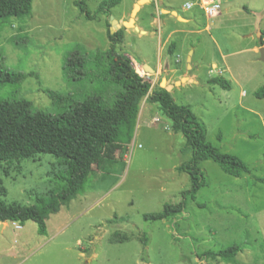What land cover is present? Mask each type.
Listing matches in <instances>:
<instances>
[{"label": "rangeland", "instance_id": "374dc122", "mask_svg": "<svg viewBox=\"0 0 264 264\" xmlns=\"http://www.w3.org/2000/svg\"><path fill=\"white\" fill-rule=\"evenodd\" d=\"M79 1L32 0L31 16L0 24L1 67L28 74L18 83H0V100L26 99L51 114L59 109L51 92L77 100L97 94L112 101L116 86L67 76L64 62L74 52L109 49L108 29H115L116 19L125 31L134 29L124 21L135 0H121L112 8L110 27L105 13L87 19ZM101 1L85 0L90 11ZM185 1L163 3L181 10ZM148 4L144 2L136 18L146 11L155 17ZM263 10L264 0H223L222 15L210 20V34L188 33L184 42V48L194 49L192 63L201 80L175 86L170 93L204 123L207 140L245 162L250 173L235 177L211 159L201 161L208 185L195 199H186L184 211L146 220L144 214L180 202L181 192L191 185L189 175L178 169L191 157L185 136L175 133L158 103L146 97L131 141L115 150L105 168L94 169L82 193L47 214L45 233L32 220L8 221L4 229L0 223V264H264V183L255 179L264 177V98L254 94L264 84V62L255 51L264 30ZM195 11L187 12L197 14L188 23L174 17L160 20V31L158 24H149L152 18L146 14L141 25L146 34L135 28L138 31L125 35L117 51L129 56L138 69L156 65L160 58L178 66L179 53L186 68V51L169 55L170 46L179 48L176 36L183 33H175L165 48L160 40L164 43L172 29L203 27L207 21ZM123 12L129 13L120 17ZM89 69L96 71L94 66ZM220 70L232 82L231 89L207 83L208 76L221 75ZM145 72L153 88L159 87L161 80ZM66 172L65 161L48 153L2 163L0 204L47 203L51 194L63 189ZM235 245L240 250L230 259L204 255Z\"/></svg>", "mask_w": 264, "mask_h": 264}, {"label": "trees", "instance_id": "16d2710c", "mask_svg": "<svg viewBox=\"0 0 264 264\" xmlns=\"http://www.w3.org/2000/svg\"><path fill=\"white\" fill-rule=\"evenodd\" d=\"M120 2L103 0L94 11L88 9L85 0L77 4L87 19L94 20L101 13L107 14L110 27L111 10ZM151 4L155 7L154 1ZM31 14L32 0H0V24L8 23L13 17L23 18ZM125 33V27L115 32L109 28V49L97 50L94 54L74 52L64 62L67 76L94 80L103 87L116 86L117 93L111 102L97 94L77 100L51 92L59 108L57 113L51 114L41 108L35 109L26 99L0 100V165L37 153H48L65 161L67 168L63 189L51 194L47 203L8 207L0 204V223L13 221L24 224L32 220L45 233L47 214L82 193L94 169L105 168L115 150L131 141L141 103L146 97L158 103L162 114L171 121L172 130L185 136L191 150L190 159L178 167L191 179L190 187L181 192L183 199L175 204H164L159 212L144 214L146 220L167 219L184 211L186 199H195L198 191L208 185L199 165L201 161L211 159L235 177L251 172L249 166L237 156L220 151L207 140L204 123L197 119L188 105L176 103L165 87L153 88L149 80L138 74L129 56L117 51ZM263 37L264 31L261 30L260 46L264 45ZM169 50L174 53L173 46ZM90 66H94L96 71L89 69ZM27 76L26 73L12 72L0 65L2 84L18 83ZM207 83L224 89L232 87L231 82L222 75L210 77ZM254 94L257 98H264V84ZM65 103L68 105L64 107ZM255 179L264 183V177ZM141 239L147 243L145 237ZM239 250L240 247L235 245L204 255L230 259Z\"/></svg>", "mask_w": 264, "mask_h": 264}, {"label": "crops", "instance_id": "0c3cea01", "mask_svg": "<svg viewBox=\"0 0 264 264\" xmlns=\"http://www.w3.org/2000/svg\"><path fill=\"white\" fill-rule=\"evenodd\" d=\"M138 0H135L134 1V4L137 2ZM155 2V7H154V11H153V14H154V16L155 17H153L152 18V11L151 12H149V14H148V11H146V14L147 15H149V16H151V18H152V21H151V23H149V24H158V31H160V26H161V22H160V20H162V22H166V21H164L165 19H167V17H174L178 22H183V23H188L189 21H191L192 19H195V16L197 15V14H194V15H191V16H189V15H187L188 13V11L189 10H192V9H195L196 11V13H199V14H201L203 17H204V19H205V21H207V23L203 26V27H201V28H199V29H197V30H193V29H190V30H186V29H184V28H177V29H172L171 30V33H169L167 36H166V39H165V42L164 43H162L161 42V40H160V43L162 44V47H164L165 45H167V43L169 42V39H171L172 37H174L175 35V33H183V35L181 36V35H177L176 37H178V38H180V45H179V48L178 47H176L175 49H174V54L176 53V51L177 50H183V51H186L185 53H186V55H187V57H186V60H187V65H186V68L184 67V66H182L181 65V60H182V57H181V59H180V55H179V53H178V66H173L171 63H168L169 62V60L167 59H165V60H162L161 58L159 59V61H158V63L156 64V65H149L153 70H154V72H150L149 70H147V71H149L150 73H152L153 74V76H154V79H157V81H159V80H161V82H160V85L159 86H162V81L164 80V81H166V85L167 84H175L176 85V82L177 81H180L183 77H186V76H188V72H189V69H191L192 70V74L189 76V78L191 79V81H187V82H194V83H198V81H200L201 79H200V76H199V74H198V72H196L195 70H196V65H194L193 63H192V54H193V46H192V49L193 50H191L190 51V49H188L187 50V48H184V42L186 41V39H187V34L189 33V34H192V33H196L197 35H199V34H205V33H209L210 34V18H208L206 15H205V13L200 9V8H198V7H193V8H190V9H187L186 7H185V4L188 2V1H191V0H186L185 1V3H184V5H182V8H181V10H178L177 8H175V7H170V6H166V5H164V3H163V0H151V2H148L149 4L148 5H152L151 3L152 2ZM159 1V2H158ZM157 2H158V4H157ZM162 3L161 5H159V3ZM134 6V5H133ZM143 7H145V5H143L142 7H141V9L143 8ZM153 7V6H152ZM141 9H140V11H141ZM165 10H167V11H165ZM131 11H132V9L128 12L129 14H131ZM139 11V12H140ZM172 11H176L177 12V14L179 15V16H181L183 19H180L178 16H176L175 14H173L172 13ZM128 13H125V12H123L121 15H120V17H122V16H125V14H128ZM145 14V15H146ZM161 14V15H160ZM145 15H144V17L141 15V16H139L138 15V18H136L135 19V23H136V27H137V29L139 28V32L141 33V34H146V29H144V28H142L141 27V25H143L145 22H146V19H145ZM161 17H160V16ZM222 15V13H220V15L219 16H221ZM219 16H217V17H219ZM117 20V19H116ZM175 20V21H176ZM125 22V21H124ZM149 26H151V25H149ZM133 31H138V30H136L135 28L134 29H132ZM132 30H126V33H125V35H128L129 33H131V31ZM264 31V30H263ZM259 39H260V32H259ZM259 39H258V41H257V47H255V51L257 52V53H259V51H260V49H261V47H264V45H262V46H260L259 45ZM263 40H264V37H263ZM181 43H183V45H181ZM260 47V48H259ZM165 48V47H164ZM170 51V50H169ZM173 53H170L169 52V55H172ZM259 60H260V57H259ZM180 64V65H179ZM145 65H148V64H143V68H145L144 66ZM214 66L216 67V63L214 64ZM190 67V68H189ZM221 75H222V73H221ZM223 76V75H222ZM223 77H225V76H223ZM210 78V75L208 76V78H207V80L206 81H208V79ZM226 78V77H225ZM227 79V78H226ZM230 81V80H229ZM231 82V81H230ZM185 83V82H184ZM183 84V83H182ZM231 84H232V82H231ZM163 87V86H162ZM173 89V88H172ZM170 92H171V90H170ZM245 96V91H243L242 93H241V97H244ZM226 97H229L230 98V96H226ZM245 107V106H244ZM262 127H263V129H264V121L262 120ZM6 224H7V222H3V223H1V225H2V229H4L5 228V226H6Z\"/></svg>", "mask_w": 264, "mask_h": 264}, {"label": "water", "instance_id": "95a60500", "mask_svg": "<svg viewBox=\"0 0 264 264\" xmlns=\"http://www.w3.org/2000/svg\"><path fill=\"white\" fill-rule=\"evenodd\" d=\"M144 2H151V0H138L133 8H132V11H131V14H130V18L128 21H125L124 22V26H134V28H137L135 25H134V22H135V18L138 14V12L140 11L141 7L143 6ZM167 11V10H165ZM168 12V11H167ZM173 14H175L176 16H178L180 19H183L181 16H179L177 14L176 11H172ZM264 15V10L262 11L261 13V16ZM114 22L115 23V29H112V32H115L117 31L118 29L121 28V26L118 24V21L117 20H114L113 21V25H114ZM260 60H262L264 62V47H261L260 49ZM145 70H149L150 72H154V70L149 66V65H145L144 66ZM190 68V67H189ZM192 74V70L189 69V72H188V76L186 77H183L180 81H177L176 82V85L175 84H167V85H164V80L162 81V86L165 87L168 91L172 90V88H174L175 86H178V85H181L182 83L184 82H187V81H191V79L189 78V76Z\"/></svg>", "mask_w": 264, "mask_h": 264}, {"label": "built area", "instance_id": "2783aa9c", "mask_svg": "<svg viewBox=\"0 0 264 264\" xmlns=\"http://www.w3.org/2000/svg\"><path fill=\"white\" fill-rule=\"evenodd\" d=\"M222 2L223 0H191L185 4V7L187 9L198 7L205 13L208 18L213 19L220 15L222 9ZM135 69L138 74L144 78V74L146 73L145 69L142 67L141 69L135 67ZM220 72L222 73L221 70ZM21 227V225L16 224V228L20 229Z\"/></svg>", "mask_w": 264, "mask_h": 264}, {"label": "bare ground", "instance_id": "6f19581e", "mask_svg": "<svg viewBox=\"0 0 264 264\" xmlns=\"http://www.w3.org/2000/svg\"><path fill=\"white\" fill-rule=\"evenodd\" d=\"M165 85V83H163Z\"/></svg>", "mask_w": 264, "mask_h": 264}]
</instances>
